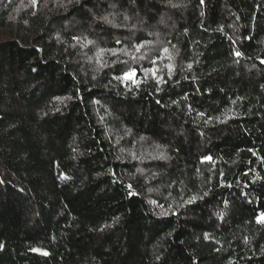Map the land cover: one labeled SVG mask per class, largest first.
<instances>
[{"label": "trees", "instance_id": "16d2710c", "mask_svg": "<svg viewBox=\"0 0 264 264\" xmlns=\"http://www.w3.org/2000/svg\"><path fill=\"white\" fill-rule=\"evenodd\" d=\"M21 1L0 264H264V0Z\"/></svg>", "mask_w": 264, "mask_h": 264}, {"label": "rangeland", "instance_id": "374dc122", "mask_svg": "<svg viewBox=\"0 0 264 264\" xmlns=\"http://www.w3.org/2000/svg\"><path fill=\"white\" fill-rule=\"evenodd\" d=\"M51 1L52 0H35V3H34L33 0H23L21 1L20 7L18 10H21L22 8H25V7H33L34 9H37V8L47 9ZM103 58H106L104 56V52L97 50L94 60L97 59L99 60L98 64H103ZM132 76H133V73L131 71H127L124 73L122 78L123 80H130V79H133ZM141 149H144V148H141Z\"/></svg>", "mask_w": 264, "mask_h": 264}, {"label": "snow or ice", "instance_id": "6c2138e0", "mask_svg": "<svg viewBox=\"0 0 264 264\" xmlns=\"http://www.w3.org/2000/svg\"><path fill=\"white\" fill-rule=\"evenodd\" d=\"M33 2L35 3V0H33ZM106 19V18H105ZM139 47H141V46H137V49H139ZM165 51H167V49H165ZM237 55H239V53H237Z\"/></svg>", "mask_w": 264, "mask_h": 264}]
</instances>
